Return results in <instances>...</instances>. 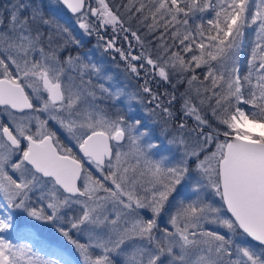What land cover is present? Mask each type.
<instances>
[{"label":"snow or ice","instance_id":"6c2138e0","mask_svg":"<svg viewBox=\"0 0 264 264\" xmlns=\"http://www.w3.org/2000/svg\"><path fill=\"white\" fill-rule=\"evenodd\" d=\"M0 264H264V0L0 5Z\"/></svg>","mask_w":264,"mask_h":264},{"label":"rangeland","instance_id":"374dc122","mask_svg":"<svg viewBox=\"0 0 264 264\" xmlns=\"http://www.w3.org/2000/svg\"><path fill=\"white\" fill-rule=\"evenodd\" d=\"M7 2H8V0H0V4H6ZM67 24H69L71 27H73L74 33L80 34V36L84 37L85 39L90 38L89 35H85L83 30H80L77 27L75 17L71 16L70 14L67 17ZM90 45H91V47H89L87 50H85V52L83 54L80 53V55H82V56L86 55L89 59H91L95 62L102 63L105 67H107L106 64L108 62V57L106 56L107 54H105V52L103 51V46H101L102 44L97 43L93 46H92V44H90ZM109 69L111 70V74L114 77H116L117 81L120 83V85L122 87H126L128 91H135L138 89L137 86L134 83H132L130 78L128 76H126L124 71H121V69H119V67L117 65L114 66V64H113L111 66V68H109ZM133 85H135V86H133ZM125 103H127V101H125ZM120 108L123 109L124 104H120ZM135 115L145 116V113L142 111V109L139 106H137ZM149 122L151 123V120H149Z\"/></svg>","mask_w":264,"mask_h":264},{"label":"flooded vegetation","instance_id":"af4514ba","mask_svg":"<svg viewBox=\"0 0 264 264\" xmlns=\"http://www.w3.org/2000/svg\"><path fill=\"white\" fill-rule=\"evenodd\" d=\"M103 35H105V38H111V33H102ZM93 36H95L96 37V39L98 40V38H97V36L95 35V34H93ZM101 44L103 45V42L101 41ZM101 45V46H102ZM118 46H120V42L118 41ZM90 47H91V45H90ZM76 49H79V48H76ZM76 49H74V50H76ZM88 48H86V49H81L80 50V53H84L85 52V50H87ZM103 51L105 52V50L103 49ZM79 53V54H80ZM105 54H107L106 56L108 57V62H107V64H106V66L108 67V68H111V66L114 64V66L115 65H117L118 67H119V69H121V71H123V69H124V64H123V62L121 61V58H120V56H119V54L118 53H116V52H114V51H111V50H109V51H106L105 52ZM130 78V77H129ZM130 80L132 81V83H134L136 86H137V88L139 87V83H141V82H137L136 80H134V79H132V78H130ZM135 85H133V86H135ZM158 89H160L161 90V87H159ZM177 107H179V105H177ZM189 123H191V121H189Z\"/></svg>","mask_w":264,"mask_h":264},{"label":"trees","instance_id":"16d2710c","mask_svg":"<svg viewBox=\"0 0 264 264\" xmlns=\"http://www.w3.org/2000/svg\"><path fill=\"white\" fill-rule=\"evenodd\" d=\"M0 5H2V4H0ZM66 27H68L69 30L72 32V34L76 37V39H78L80 41V45L81 46L79 47V49L74 50V53L73 54H75V52H79L80 53V50L81 49L83 50V49L89 48L90 47V44H92V46L95 45V44H97V43H100L101 44V41L98 42V40L96 39V37L93 36V35H90V38L89 39L88 38L85 39L84 37L80 36V34L74 33L73 27H71L69 24H66ZM249 35H251V33H249ZM153 87H156V86L153 85ZM159 87H161V90L160 89H158V90L161 91V92L165 91L166 89L169 90V91L171 90L168 87L167 84H161V85H159ZM182 90H183V87L181 86V91Z\"/></svg>","mask_w":264,"mask_h":264},{"label":"water","instance_id":"95a60500","mask_svg":"<svg viewBox=\"0 0 264 264\" xmlns=\"http://www.w3.org/2000/svg\"><path fill=\"white\" fill-rule=\"evenodd\" d=\"M106 39H108V38H106Z\"/></svg>","mask_w":264,"mask_h":264}]
</instances>
